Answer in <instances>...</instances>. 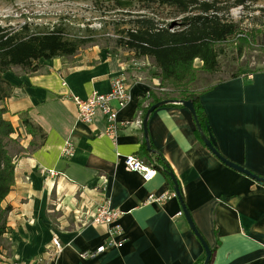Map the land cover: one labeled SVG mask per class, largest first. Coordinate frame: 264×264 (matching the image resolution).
<instances>
[{
	"label": "crops",
	"instance_id": "1",
	"mask_svg": "<svg viewBox=\"0 0 264 264\" xmlns=\"http://www.w3.org/2000/svg\"><path fill=\"white\" fill-rule=\"evenodd\" d=\"M78 53L41 59V69L33 74L20 69L5 74L16 85L5 101L4 115L17 128L13 138L20 134L25 149L33 139L22 125L24 111L48 137L36 152L16 159V182L3 202L12 208L5 238L13 247L10 254L2 250L0 264L195 263L204 249L176 195L161 204L147 203L151 194H175L163 173L157 170L146 182L123 165L125 156H138L143 138L144 116L137 105L147 107L148 92L156 90L159 81L106 49ZM120 72L130 99L117 109L122 125L113 138L105 132L101 112L92 125L79 121L74 98L109 93L111 77ZM244 75L214 83L200 94V103L218 152L264 178V70L247 74L251 79ZM195 129L190 112L177 104L156 109L147 123L148 139L176 179L194 226L214 249L210 264H264V186L222 164L198 142ZM67 140L76 148L71 160L62 157ZM49 170L69 179L50 177ZM107 203L123 212L120 244L83 259V252L108 240V227L83 225ZM54 238L64 247L60 254Z\"/></svg>",
	"mask_w": 264,
	"mask_h": 264
},
{
	"label": "trees",
	"instance_id": "2",
	"mask_svg": "<svg viewBox=\"0 0 264 264\" xmlns=\"http://www.w3.org/2000/svg\"><path fill=\"white\" fill-rule=\"evenodd\" d=\"M107 1L110 4L109 12L117 11L121 16L116 23L120 35L119 45L132 52L136 59L147 58L155 69L149 74L150 77L159 81L156 90L148 92L146 99L150 101L147 107L143 108L140 103L136 109L141 110L144 116L151 105L162 100L191 101L201 131L210 139L200 94L223 80L208 82L201 87L199 84L202 76H212L220 70L219 57L223 54L221 47L224 44L231 39L235 40L241 56L249 40L254 39L240 30L238 22L230 21L226 16L229 9L244 6L247 0H235L229 6L226 5L228 0H137L138 3L135 0ZM168 19L177 20L168 23ZM89 42L88 37H70L62 26L41 33L31 32L28 25L16 29L0 27V256L3 249L13 247L5 238L12 208L3 207V202L16 182V159L36 152L44 146L48 137L43 127L32 119L28 111H24L20 113L22 125L33 139L29 148L25 149L21 145L20 134L13 138L17 128L4 115L7 113L5 101L12 96L16 85L5 74L13 69H20L27 74L36 73L41 69V59L74 56ZM196 61L199 62L198 66L195 65ZM256 72L237 71L230 78ZM194 134L203 145L197 129ZM149 144L152 152L146 149L144 138H141L138 157L161 171L173 187L167 163L150 141ZM12 150L17 152L12 153ZM210 251L209 264L214 249ZM204 258L205 253L193 264H203Z\"/></svg>",
	"mask_w": 264,
	"mask_h": 264
},
{
	"label": "rangeland",
	"instance_id": "3",
	"mask_svg": "<svg viewBox=\"0 0 264 264\" xmlns=\"http://www.w3.org/2000/svg\"><path fill=\"white\" fill-rule=\"evenodd\" d=\"M234 1L228 0L226 5ZM109 8L107 0H0V27L16 29L28 25L31 32L41 33L62 26L70 37L90 39L91 42L85 44L79 53L94 47L106 49L128 64L135 62L136 70L150 77L149 74L155 70L151 62L134 58L132 52L119 45L116 23L121 16L117 11L109 12ZM226 16L230 21L238 22L240 30L254 39L249 40L241 56L235 40L224 44L221 47L223 54L219 57L220 70L212 76H202L200 87L208 82L228 79L237 71L264 70V0H247L244 6L229 9ZM176 20L168 19L166 22ZM195 65L198 66L199 62L196 61ZM16 152L12 150V153ZM5 250L10 254V247Z\"/></svg>",
	"mask_w": 264,
	"mask_h": 264
},
{
	"label": "built area",
	"instance_id": "4",
	"mask_svg": "<svg viewBox=\"0 0 264 264\" xmlns=\"http://www.w3.org/2000/svg\"><path fill=\"white\" fill-rule=\"evenodd\" d=\"M147 60V58H145ZM249 79L252 75H247ZM110 91L107 94H102L99 92H94L89 98L81 99L79 97L74 98V102L78 110V119L84 124L92 125L98 113H102L106 117L107 127L106 134L116 137L120 126L117 119V109L125 106L130 99L129 89L125 83V76L123 72L115 74L110 79ZM164 91V89H162ZM116 105V107L113 106ZM75 145L71 140H67L62 149V157L65 160H71L75 155ZM123 165L127 171L140 173L144 181H150L153 179L157 170L144 163L137 155H127L123 158ZM48 174L50 177H62L64 179H69L65 173L49 170ZM174 193H164L161 196H156L151 194L148 196L147 203H158L161 204L171 197H174ZM123 212L117 209H111L109 203L102 205L97 208L90 221H86L83 225L92 224L95 226H105L108 227V240L98 247L94 251H86L81 254L83 259H93L104 253L110 247L118 246L120 242L117 237L121 235V228L118 224L120 217ZM181 216V213H178ZM53 246L57 253H62L64 247L61 242L57 239H53ZM17 264H40V262L35 263H17Z\"/></svg>",
	"mask_w": 264,
	"mask_h": 264
},
{
	"label": "water",
	"instance_id": "5",
	"mask_svg": "<svg viewBox=\"0 0 264 264\" xmlns=\"http://www.w3.org/2000/svg\"><path fill=\"white\" fill-rule=\"evenodd\" d=\"M170 105V104H177V105H181L184 108H186L190 114L193 117L194 123H195V127L196 129L199 131L200 135H201V140L203 145L205 146V148L214 156L216 157L222 164H224L225 166L244 174L245 176L249 177L250 179L254 180L255 182L264 185V178L256 175L254 173H252L251 171H249L248 169L244 168L241 165L235 164L231 161H229L228 159H226L225 157H223L218 150L214 147V145L212 144V142L210 141V139H208L201 131V127L200 124L197 120L196 117V113L193 107V104L191 101H180V100H172V99H168V100H162L159 101L153 105H151L147 111L145 112L144 118L142 120V130H143V138L146 144V149L149 152H152V150L150 149V144H149V139H148V131H147V123H148V119L149 116L158 108L164 106V105ZM168 176L170 177L172 183H173V190L175 192V195L177 197V199L179 200L181 207H182V213L183 216L189 226V229L193 232V234L196 236V238L199 240V242L201 243L203 249H204V253H205V258L203 261V264H209L210 258H211V251L210 248L208 247V245L205 243V241L203 240L202 236L200 235V233L198 232V230L196 229V227L194 226V223L191 220V217L187 211V209L184 207L183 203H182V199L180 196V192H179V188H178V184L176 182V179L174 178L173 174L171 172H168Z\"/></svg>",
	"mask_w": 264,
	"mask_h": 264
}]
</instances>
